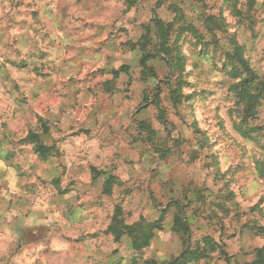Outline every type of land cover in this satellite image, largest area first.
Here are the masks:
<instances>
[{
    "label": "clouds",
    "instance_id": "9594fccd",
    "mask_svg": "<svg viewBox=\"0 0 264 264\" xmlns=\"http://www.w3.org/2000/svg\"><path fill=\"white\" fill-rule=\"evenodd\" d=\"M256 125L264 0H0V264H187L205 185L234 194L236 231L208 264H256Z\"/></svg>",
    "mask_w": 264,
    "mask_h": 264
},
{
    "label": "rangeland",
    "instance_id": "374dc122",
    "mask_svg": "<svg viewBox=\"0 0 264 264\" xmlns=\"http://www.w3.org/2000/svg\"><path fill=\"white\" fill-rule=\"evenodd\" d=\"M157 6L160 7L161 5L158 4ZM204 7L207 8L208 5L205 4ZM32 15L35 17L36 13L33 12ZM209 19L211 20V18ZM162 29L165 28L162 27L161 31ZM165 31L166 33L164 32V34H167L165 36L167 38L172 29L168 28L165 29ZM41 55H43V53H41ZM95 71L99 72L103 71V69L97 68ZM101 82V77H96V79L93 81L94 84ZM103 83L105 87H108L110 82L103 81ZM255 127L263 128L260 125H256ZM198 130L202 131V129ZM44 149L46 152L48 151L47 148ZM81 179H83V177H81ZM219 180V176H214L211 182L212 185L217 184ZM232 198H234L233 193L228 192L224 195H220L214 187H209L207 185H205L203 188L192 190V192L186 197L187 203L185 204L184 214L189 220L188 231L193 233V235L199 234L198 229L193 227V221H196L201 225L205 223L208 224V231L201 235L206 247H196L194 249H190L188 253L191 256H189V259L186 257L187 264H208L211 259L215 258L218 248L219 255L221 257L230 256L232 254L234 249L230 242L234 240L236 231L230 230V223L226 219L227 215L229 214V210L226 207V202ZM261 201H264V197H261ZM258 204L259 202L256 204H250L248 206V211H254L258 207ZM168 211L169 213L175 212L176 218L179 219V209H174L170 206ZM213 225L217 227H213ZM245 229L248 231H255L257 233H264V226L253 223L250 227L248 223L243 222H241L239 228H237V231L242 232ZM217 231H219L220 235H217ZM194 257H197V259H193Z\"/></svg>",
    "mask_w": 264,
    "mask_h": 264
},
{
    "label": "trees",
    "instance_id": "16d2710c",
    "mask_svg": "<svg viewBox=\"0 0 264 264\" xmlns=\"http://www.w3.org/2000/svg\"><path fill=\"white\" fill-rule=\"evenodd\" d=\"M163 27V25H161V28ZM162 32L164 33H166V31H165V29H162ZM167 34H165V36H166ZM260 103V96L259 95H257L256 97H254V98H252V100H251V103H250V105H249V109H248V115H252L254 112H255V108H256V106L258 105ZM245 119H247V115H246V117H245ZM261 130H264V127L263 128H259V127H254L253 129H251V131H256V132H258V131H261ZM42 151H44V152H46V150L45 149H42ZM177 220H178V223H179V219L177 218ZM187 231H188V229H187ZM189 256H191L189 253H188V259H189ZM192 258V257H191ZM193 259H197V257H194ZM256 264H264V253H262L261 255H260V259H259V261L258 262H256Z\"/></svg>",
    "mask_w": 264,
    "mask_h": 264
}]
</instances>
